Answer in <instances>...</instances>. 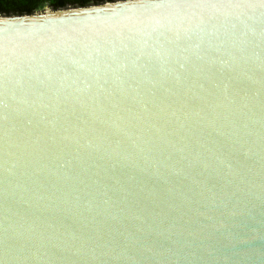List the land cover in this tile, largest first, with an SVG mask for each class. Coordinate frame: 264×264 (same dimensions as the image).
Segmentation results:
<instances>
[{"label":"water","instance_id":"obj_1","mask_svg":"<svg viewBox=\"0 0 264 264\" xmlns=\"http://www.w3.org/2000/svg\"><path fill=\"white\" fill-rule=\"evenodd\" d=\"M0 264H264V0L0 15Z\"/></svg>","mask_w":264,"mask_h":264},{"label":"trees","instance_id":"obj_2","mask_svg":"<svg viewBox=\"0 0 264 264\" xmlns=\"http://www.w3.org/2000/svg\"><path fill=\"white\" fill-rule=\"evenodd\" d=\"M115 0H0V15L32 14L45 6L54 9L67 6H87Z\"/></svg>","mask_w":264,"mask_h":264}]
</instances>
